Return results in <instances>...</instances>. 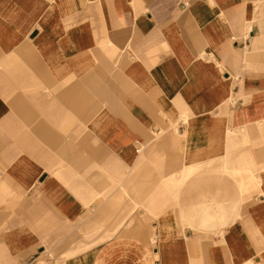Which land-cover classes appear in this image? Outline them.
Returning a JSON list of instances; mask_svg holds the SVG:
<instances>
[{
	"label": "crops",
	"instance_id": "obj_1",
	"mask_svg": "<svg viewBox=\"0 0 264 264\" xmlns=\"http://www.w3.org/2000/svg\"><path fill=\"white\" fill-rule=\"evenodd\" d=\"M0 264H264V0H0Z\"/></svg>",
	"mask_w": 264,
	"mask_h": 264
}]
</instances>
